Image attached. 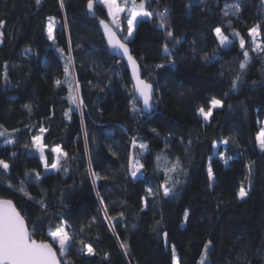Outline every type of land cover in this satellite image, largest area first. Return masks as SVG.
I'll use <instances>...</instances> for the list:
<instances>
[{"label": "trees", "instance_id": "1", "mask_svg": "<svg viewBox=\"0 0 264 264\" xmlns=\"http://www.w3.org/2000/svg\"><path fill=\"white\" fill-rule=\"evenodd\" d=\"M98 1L91 18L89 0H0V200L38 242L65 229L62 264H264V53L249 34L264 41L261 1L147 0L152 16L126 43L154 86L152 115L105 45ZM213 98L221 108L206 123ZM40 137L46 167L54 149L65 155L57 172L34 151Z\"/></svg>", "mask_w": 264, "mask_h": 264}, {"label": "snow or ice", "instance_id": "2", "mask_svg": "<svg viewBox=\"0 0 264 264\" xmlns=\"http://www.w3.org/2000/svg\"><path fill=\"white\" fill-rule=\"evenodd\" d=\"M39 3V0H37ZM231 7L239 11V5L233 4ZM89 10L93 8L92 0H89L88 4ZM145 4L143 2L140 3L139 7L136 6L134 0L132 4V8L130 11L131 18L128 19V35L131 36L132 31L134 29L135 23L137 22V17H151L152 12L145 11ZM108 9L110 15L113 17V23L119 27V23L116 20V14L120 11H123L121 7L117 5V0H108ZM163 19V13H158ZM101 24L105 26L107 29V25L103 20L100 21ZM163 27V24L161 25ZM216 35L219 38V42L222 46H226L229 43L228 37L224 36L221 32L220 28L215 29ZM253 38L259 35V32L256 27L252 28L249 33ZM49 38H52V26L49 24L48 28ZM169 37L172 36V32L169 31L167 33ZM255 42V39H253ZM109 44L112 45L113 48H117L123 51V54L128 56V59L133 64L132 57L128 54V48L126 44L121 43L119 40L115 39L113 34H109ZM241 48L244 47V40H240ZM165 51L168 49L165 46ZM245 60L247 61L248 53L244 52ZM245 63L240 64V68L244 69ZM68 68L66 66L65 73L67 74ZM240 77H237L239 80ZM59 83V82H58ZM236 81H233V87H235ZM151 88L152 86L148 83L140 81V87L138 91L140 96L143 97V103L147 107L149 105V101L151 99ZM75 101L78 97H72ZM221 106V100L213 98L211 100V108H216ZM201 114L204 116V119L207 120L209 116L212 115L211 109L207 112L204 109H200ZM43 131V129H42ZM4 133L0 132V136H3ZM258 142L260 149L264 151V131H262L258 137ZM7 143H12L11 140H8ZM227 143V141L225 142ZM36 149L43 154L44 147L40 143V139L36 138L33 141ZM143 147V145H141ZM54 151H59V149H55ZM0 166L3 167L4 170H7L9 165L4 161H0ZM57 164L53 163L52 168H56ZM132 175L136 178V173L140 170L141 165L138 163L135 164ZM175 171V167L172 169ZM212 173L211 169H209V178L211 179ZM23 190V189H21ZM164 195H169V190L166 188ZM240 197L243 198L246 193L243 189H241L239 193ZM185 217H187V213H185ZM53 239L59 244V252L60 255L63 256L67 249V245L69 244L70 237L67 232L57 229V231L51 233ZM166 235V234H165ZM87 255H94L93 248L90 245H87ZM0 264H60V261L57 259L56 252L53 250V245L50 243H37L35 240L31 239V236L24 225V220L20 216L18 212L12 207L11 201H0Z\"/></svg>", "mask_w": 264, "mask_h": 264}, {"label": "rangeland", "instance_id": "3", "mask_svg": "<svg viewBox=\"0 0 264 264\" xmlns=\"http://www.w3.org/2000/svg\"><path fill=\"white\" fill-rule=\"evenodd\" d=\"M134 2H135V4H136V6L137 7H139V5H140V3L141 2H143L144 4H145V6H146V2H147V0H134ZM98 4H100V5H102L103 7H105L107 10H108V13H109V9H108V0H99L98 1ZM132 4H133V0H117V5L119 6V7H121L122 9H123V11H120V12H118L117 14H116V20H117V22L119 23V27H117V25L116 24H114L112 21H113V17H112V15H110V13H109V17H110V23H111V25L115 28V30L121 35V36H123L122 38H124V41L125 42H127V41H130L133 37H134V34H135V30H136V28H137V25H138V23L140 22V21H142V20H148V19H150V17H137V22L135 23V26H134V29H133V31H132V34H131V36H129L128 34L126 35V36H124L123 35V20H124V15L125 16H127V21H128V19H130L131 18V16H130V11H131V8H132ZM144 10H145V8H144ZM146 11V10H145ZM127 21H126V23H127ZM49 24H51V26H52V37H53V33H54V29H55V27L52 25V23H49ZM128 26V25H127ZM48 28H49V25H48ZM259 32V31H258ZM49 36V35H48ZM50 39H52V38H50ZM253 39H255V50L257 51V52H259V53H264V41H262L261 40V36H260V33H259V35L258 36H256L255 38H253ZM229 44V43H228ZM228 44L226 45V46H223V47H227L228 46ZM219 108H221V106L220 107H216V108H212V110H211V112L213 111V110H216V109H219ZM200 115H201V117L203 118V120H204V122H206V123H208L209 122V120H210V118H211V116H209V118L207 119V120H205L204 119V116L200 113ZM262 131H264V121H263V127H262V130H261V132ZM260 132V133H261ZM260 135V134H259ZM259 135H258V137H259ZM40 139V143L43 145V143H42V137H40L39 138ZM257 143H258V149L260 150V151H262L261 149H260V146H259V142H258V138H257ZM225 145H226V143H223V149L225 148ZM44 147V146H43ZM33 148H34V151H35V153H36V155H38L39 157H40V159H41V161H42V163H43V166L45 167V170H46V172H57L59 169H60V164H61V160L63 159V157H65V155L61 152V150L59 149V151H54V153H55V155H56V164H57V167L56 168H48V167H46V160H45V156H44V152H43V154H41L37 149H36V147H35V145L33 144ZM57 149V148H56ZM55 150V149H54ZM263 152V151H262ZM215 158H217V159H220V160H223V154L219 151V146H218V144H216L215 145V147H214V152H213V156L210 158V163H209V165H208V173H209V169H211V173H212V162H213V159H215ZM135 164H137L136 162H132V164H131V172H133V170H134V165ZM142 177V168L140 167V170L136 173V178H134V179H139V178H141ZM211 183H212V186L214 185V183H215V180H214V177H213V173H212V176H211ZM246 193V192H245ZM246 197V195L243 197V198H245ZM243 198H241L240 197V195H239V199H243ZM61 230H63V231H65V229L64 228H62ZM66 232V231H65ZM50 237H51V242H52V244L58 249V252H59V244H58V242L57 241H55L54 239H53V237H52V235L50 234ZM69 244H70V241H69ZM69 244L67 245V249H68V247H69ZM87 252V251H86ZM59 255H60V252H59ZM65 255V254H64ZM63 255V256H64ZM61 256V255H60ZM62 257V256H61ZM200 263L201 264H207V259H206V256L204 255L203 257H202V259L200 260ZM175 264H177V263H175Z\"/></svg>", "mask_w": 264, "mask_h": 264}, {"label": "water", "instance_id": "4", "mask_svg": "<svg viewBox=\"0 0 264 264\" xmlns=\"http://www.w3.org/2000/svg\"><path fill=\"white\" fill-rule=\"evenodd\" d=\"M261 1V8L263 10L264 13V0H260ZM93 3V8L91 10H89V8L87 9L88 14L91 18H95V14H94V2ZM105 22V21H104ZM105 24L107 25V29L105 28V26L103 24H101L99 22V31L103 37V40L105 42V45L107 47V49L109 50V52L111 53L112 56H114L115 58L121 60L123 62V64L125 65L129 75H130V79H131V83H132V87L134 90V95L136 98V101L141 105V109L142 112L146 115H152L155 110H156V105H155V100H154V86L150 83H148L144 78H143V71L140 67L139 62L133 57L132 52H131V48L128 45V43H126L122 36L115 30V28L108 22H105ZM109 34H113L115 36V39L119 40L121 43L126 44L127 48H128V54L132 57V61H134L135 63L133 64L132 62L129 61L128 56L123 54V51L117 48H113L111 44H109ZM140 81H143L145 83H148L152 86L151 88V99L149 101V105L146 107L143 103V97L140 96V93L138 91V88L140 87ZM0 201H10V200H5L2 199ZM12 207L16 210V212H18L20 214V216L22 217L21 213L19 212V210L16 208L15 204L11 201ZM23 218V217H22ZM24 220V225L25 228L27 229V231L29 232L31 239H33V236L27 226V223ZM165 246L167 247L168 243H167V237L165 236ZM34 240V239H33ZM36 241V240H35ZM37 243H41L36 241ZM44 243H50V242H44ZM52 244V243H50ZM53 245V244H52ZM53 250L56 252L57 255V259L60 261V257L59 254L57 252V250L55 249L54 245H53Z\"/></svg>", "mask_w": 264, "mask_h": 264}]
</instances>
